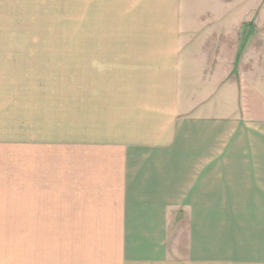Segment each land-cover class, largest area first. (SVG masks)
<instances>
[{
    "label": "crops",
    "instance_id": "1",
    "mask_svg": "<svg viewBox=\"0 0 264 264\" xmlns=\"http://www.w3.org/2000/svg\"><path fill=\"white\" fill-rule=\"evenodd\" d=\"M54 8L0 0V264H60ZM82 11L68 69L70 263L219 264L253 217L264 243V0Z\"/></svg>",
    "mask_w": 264,
    "mask_h": 264
},
{
    "label": "rangeland",
    "instance_id": "2",
    "mask_svg": "<svg viewBox=\"0 0 264 264\" xmlns=\"http://www.w3.org/2000/svg\"><path fill=\"white\" fill-rule=\"evenodd\" d=\"M57 3V8H54V26L56 31L54 36L57 38L54 43V52L59 54L60 65V179H61V234L59 247V263L71 264L69 261L70 248L67 243L68 235L67 226V140L69 131V116H68V90L73 87L69 84V56L72 51H83V43L74 41L71 45V32L78 34V23H82L83 0H54V5ZM56 12V14H55ZM56 25V26H55ZM71 31V32H70ZM82 32V27H81ZM38 34V33H37ZM73 40V33H72ZM78 54V53H76ZM248 215V214H247ZM253 215V213H252ZM258 216L259 213L256 212ZM259 221L256 218L246 219V226L239 228L238 233L233 236L237 240L234 245H221L226 252L220 253L219 264H264V243L259 242ZM224 230V227H221ZM245 239V243L244 240ZM213 261V260H212Z\"/></svg>",
    "mask_w": 264,
    "mask_h": 264
}]
</instances>
